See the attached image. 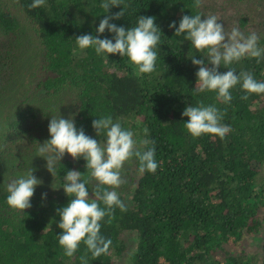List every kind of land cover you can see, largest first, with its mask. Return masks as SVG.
Listing matches in <instances>:
<instances>
[{
	"label": "trees",
	"instance_id": "trees-1",
	"mask_svg": "<svg viewBox=\"0 0 264 264\" xmlns=\"http://www.w3.org/2000/svg\"><path fill=\"white\" fill-rule=\"evenodd\" d=\"M32 2L0 0V264H81L85 255L88 264H264V94L243 100L238 84L224 104L215 92L195 93L199 67L191 58L207 63L208 57L169 28L183 15H215L227 31L255 32L264 48V0H201L198 8L194 0H123L107 13L104 0H46L30 9ZM122 7L125 15L109 23L126 30L139 16L155 17L161 40L151 74L137 76L126 56L76 44L84 34L113 39L96 29ZM229 67L264 82V59L246 57ZM218 71L228 69L222 64ZM201 103L226 109L225 139L187 131L182 113ZM60 116L97 142L106 136L96 135L92 121L104 116L133 131L141 151L140 141L155 142L154 174L141 175L135 157L121 170L127 182L115 191L127 211L116 208L111 223L101 222L100 234L112 243L99 258L83 243L73 257L59 245L56 210L74 198L63 189L67 171L88 181L90 198L97 183L83 158L65 153L51 174L37 156L39 143L50 139L51 118ZM32 169L42 181L32 207L13 211L7 184Z\"/></svg>",
	"mask_w": 264,
	"mask_h": 264
},
{
	"label": "clouds",
	"instance_id": "clouds-1",
	"mask_svg": "<svg viewBox=\"0 0 264 264\" xmlns=\"http://www.w3.org/2000/svg\"><path fill=\"white\" fill-rule=\"evenodd\" d=\"M45 2L46 0H33L28 7L35 9L44 6ZM122 3L123 0H104L101 7L107 13L111 7H119ZM200 5L201 0H194L193 7L198 8ZM124 15L122 7L115 15L105 16L96 29L98 34H103L106 30L114 33V43L113 39H100L98 35L84 34L75 38L76 44L81 51L94 48L97 55L126 56L137 76L151 74L155 71L158 58L156 49L161 40V31L155 23V17L139 16L137 26L127 30L109 23L110 20H118ZM202 16L204 15H183L178 27L175 21L169 24L170 29H175L176 37L183 35L194 49L208 57L207 63L195 56L191 58L192 64L199 67L195 93L215 92L216 98L224 104L231 102V90L238 84L246 93L241 97L243 100H247L251 94H264V82L257 81L249 72L242 71L237 74L234 68L229 67L246 57L256 58L257 63L264 59V48L258 46V35L252 32L245 36L237 27L227 31L218 23L217 16H204V19ZM222 64L228 71H218ZM225 114L226 109L222 112L214 105L205 106L201 103L195 107L187 106L182 116L189 118L184 126L194 138L211 134L223 140L231 131L229 126L221 122ZM92 127L97 136H106L104 143L87 136L83 128L77 130L71 117H52L48 125L50 139L43 144L39 143L37 150V156L47 161L46 168L51 174L65 153L73 160L83 158L90 176L97 182L92 193L94 198H90L86 187L88 181H81L82 174L79 171L68 170L64 177V192L68 197L74 198L70 199L66 207L56 211L60 217L58 227L63 230L57 237L67 257H73L81 243L93 258L108 253L112 241L100 234L101 222L107 217V222L111 223L116 208L121 212L127 211L126 205L115 191L127 182L121 177V170L126 162L135 157L139 161L138 172L141 175L145 172L154 174L158 168L154 141H140V145L146 149L141 151L137 147L133 131L123 128L118 121L114 122L111 116L93 120ZM150 143L153 147L148 148ZM34 171L32 169L7 184V204L13 211L24 212L32 207L31 198L35 188L42 184L33 175ZM46 195L42 194V198H46ZM101 202L104 207L100 206ZM80 259L81 264H88L86 255Z\"/></svg>",
	"mask_w": 264,
	"mask_h": 264
}]
</instances>
